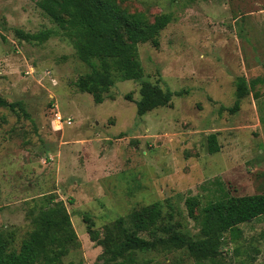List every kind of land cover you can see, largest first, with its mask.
<instances>
[{"label": "rangeland", "instance_id": "1", "mask_svg": "<svg viewBox=\"0 0 264 264\" xmlns=\"http://www.w3.org/2000/svg\"><path fill=\"white\" fill-rule=\"evenodd\" d=\"M120 6L149 22L170 21L155 44L137 46L143 77L116 79L96 104L75 85L89 68L37 0H0V233L18 248L31 214L61 204L75 233L61 264H102L106 228L152 203L161 205L164 224L195 237L200 209L220 188L231 196L264 193V88L233 109L237 79L248 85L264 76V0ZM47 31L46 41L33 38ZM143 84L173 96L138 116ZM56 116L70 124H56ZM213 134L219 151L209 154ZM189 198L197 202L192 216ZM236 230L213 262L264 264V215ZM139 260L194 264L186 250Z\"/></svg>", "mask_w": 264, "mask_h": 264}, {"label": "trees", "instance_id": "2", "mask_svg": "<svg viewBox=\"0 0 264 264\" xmlns=\"http://www.w3.org/2000/svg\"><path fill=\"white\" fill-rule=\"evenodd\" d=\"M206 1V0H188ZM39 9L55 24L70 41L78 59L89 72L76 83L81 92L90 94L96 104L113 86L115 80L136 81L143 77L138 60L137 46L147 42L156 43L159 32L169 23L167 15L153 22L142 13H128L120 6V0H37ZM51 32H42L33 38L46 41ZM237 101L249 91L258 98L257 87L264 88V76L256 77L247 85L243 78L236 82ZM173 94L150 84L140 88L136 102V114L165 106ZM207 151H219L216 136L207 139ZM197 202L186 200L188 213L192 216ZM264 215V193L250 196H231L223 188L200 209L198 235L193 237L172 224H164L159 203L134 211L127 218L120 217L112 227L106 228L98 240L102 248V264H151L139 260V254L162 251L186 250L194 264L209 262L221 256L222 239L229 231H237L241 224ZM32 229L20 242L12 245L8 236L0 233V264H61L75 240L69 216L57 203L31 214ZM145 234L147 238L141 237ZM91 241H97L90 236Z\"/></svg>", "mask_w": 264, "mask_h": 264}, {"label": "built area", "instance_id": "3", "mask_svg": "<svg viewBox=\"0 0 264 264\" xmlns=\"http://www.w3.org/2000/svg\"><path fill=\"white\" fill-rule=\"evenodd\" d=\"M56 124L58 125H62V124H66L69 125L70 124V120L67 119L66 121L62 120V118L60 116H56Z\"/></svg>", "mask_w": 264, "mask_h": 264}]
</instances>
